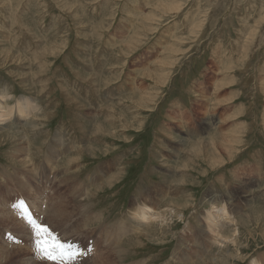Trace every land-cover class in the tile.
Masks as SVG:
<instances>
[{
	"label": "rangeland",
	"instance_id": "rangeland-1",
	"mask_svg": "<svg viewBox=\"0 0 264 264\" xmlns=\"http://www.w3.org/2000/svg\"><path fill=\"white\" fill-rule=\"evenodd\" d=\"M5 92L0 209L27 230L0 219L8 264H41L19 196L92 249L79 264L108 233L114 264H264V0H0Z\"/></svg>",
	"mask_w": 264,
	"mask_h": 264
},
{
	"label": "bare ground",
	"instance_id": "bare-ground-1",
	"mask_svg": "<svg viewBox=\"0 0 264 264\" xmlns=\"http://www.w3.org/2000/svg\"><path fill=\"white\" fill-rule=\"evenodd\" d=\"M71 8V7H70ZM185 8V7H184ZM73 10V8L71 9V11ZM175 11H177V9H175ZM179 11V10H178ZM178 13V12H177ZM176 13V14H177ZM201 26V25H200ZM202 27V26H201ZM198 29V28H197ZM196 29V30H197ZM202 29V28H201ZM198 31V30H197ZM203 31V30H202ZM204 32V31H203ZM202 33V32H201ZM251 37H253V36H251ZM254 38V37H253ZM252 38V39H253ZM142 40V39H141ZM138 47H140V46H138ZM138 47H136V48H138ZM10 57V55L8 54L5 58H9ZM11 98V97H10ZM8 99V94H6V92L4 93V95L3 96H1V98H0V113L3 115H1L0 116V118H3L1 121H0V123H1V125L0 126H5V125H8V124H11V123H8V122H10L11 121V119L10 118H8L9 116H11L12 114H13V110H14V107H12L11 106V104H10V102L12 101V98L11 99ZM10 101V102H9ZM32 104V102H27L26 101V104H23V105H21V107H20V112L19 113H21V111L23 110V112L22 113H24L25 114V116L24 117H26L27 119V122H28V124L27 125H29V124H31V123H33V122H35L36 121V118H37V116H38V108L36 109V112H35V110H33V112H31L30 110H32L33 109V104ZM23 106H25V107H23ZM36 106H34V108H35ZM40 110H41V107H40ZM39 110V111H40ZM8 127H10L6 132H11L14 136H15V134L13 133V132H15V131H17L18 130V132L20 131L19 130V128L18 127H20V125H18V127H14V126H9L8 125ZM177 154H178V152H177ZM176 154V155H177ZM16 157H19V155L18 154H16L15 155ZM55 158V157H54ZM54 158L52 159V161L54 160ZM60 159V158H59ZM52 161H50V162H52ZM22 162H24V160H22ZM59 162V161H58ZM57 162V163H58ZM54 163V162H53ZM53 165V164H52ZM54 166H55V164H54ZM9 175V174H8ZM65 178V177H64ZM55 181V180H54ZM50 188V187H49ZM47 189V188H46ZM52 189V188H51ZM147 195V194H146ZM19 199H21V197L19 196ZM226 199V198H225ZM48 202H51L52 203V200H50L49 198H47V200H46V203L45 204H47ZM62 204V203H61ZM59 205V204H58ZM64 205V204H63ZM66 205V204H65ZM64 205V206H65ZM134 205H136V204H134ZM54 205H49L48 206V212L46 213L47 214V217H48V221L51 223L52 221H53V218H55L56 220H59V221H64L65 219H67L68 221H70V220H73L74 218H75V214H74V212L73 213H71V211H70V209L68 210L67 208H68V205H66L65 207L64 206H58V207H56V206H54ZM223 206H225L224 204H221L219 207H223ZM216 207V206H215ZM149 209H151V208H149ZM212 210H214L216 213H217V217H218V220H217V222L219 221L220 222V227H221V230L222 229H224L225 228V224H228L227 223V220H228V218L227 217H220V215H219V209L216 207V208H213ZM143 211L144 210H141V209H139V212L138 213H136V214H140V213H143ZM14 218V217H13ZM12 216H10V215H8L7 213H5L3 210H1L0 209V219L2 220V221H4L5 223H8V225L9 224H13V222L14 221H12ZM69 218H70V220H69ZM14 220H15V223H17L18 225H19V229H18V232L17 233H27V230H26V226L24 227L19 221H17L15 218H14ZM100 220V218H98V217H96V221L98 222ZM117 225V224H116ZM230 225V224H229ZM53 227H55V226H53ZM57 228V227H56ZM227 229H228V226H227ZM20 231V232H19ZM101 232H105V228H103L102 229V231ZM15 233V232H14ZM112 233H108V236H105V237H107V243H106V246L105 247H103L104 249V251L103 252H101V253H99V255H98V257H100V256H103L102 258H100L102 261L99 263V264H114L115 263V260L117 261V257H118V259H119V261L120 262H124V260H125V256H127V252L128 251H131V250H127V245L125 246L124 244L126 243L125 242V239L126 238H124V240H122V242H121V244L120 245H115V243L116 242H118V239H120V237H121V234L120 233H118V234H113V235H111ZM110 236V237H109ZM118 236V237H117ZM116 237H117V239H116ZM6 238H9V237H6ZM219 238L221 239L222 238V235L221 236H219ZM127 239L129 240V238L127 237ZM8 241V240H7ZM17 241H19V240H17ZM30 241H31V238H30ZM10 242V241H9ZM14 242V241H13ZM130 242V241H129ZM18 243V242H17ZM23 241H22V243H20V244H22L23 245ZM10 244H12V243H10ZM117 244V243H116ZM218 244H220V241H218ZM26 244H24V246H25ZM31 245H32V243H31ZM28 247H30V245H28ZM110 247H112L113 249H111L110 251H109V249H110ZM8 248V247H7ZM15 249V248H14ZM2 249H1V247H0V264H8V262H9V260L12 258V256L14 255V254H16V253H14V252H10L9 250L7 251L6 249H4L3 248V250L1 251ZM22 250V249H21ZM16 251H17V249H16ZM22 252V251H21ZM33 252V251H32ZM111 253L110 254V256L108 255V253ZM93 253V252H92ZM19 254V253H18ZM97 255V254H96ZM112 256H114V260L111 258ZM32 262V261H31ZM97 262V261H96ZM23 263V262H22ZM21 263V264H22ZM25 263L26 264H29L28 262H26L25 261ZM24 264V263H23ZM33 264V263H32ZM35 264V263H34Z\"/></svg>",
	"mask_w": 264,
	"mask_h": 264
},
{
	"label": "snow or ice",
	"instance_id": "snow-or-ice-1",
	"mask_svg": "<svg viewBox=\"0 0 264 264\" xmlns=\"http://www.w3.org/2000/svg\"><path fill=\"white\" fill-rule=\"evenodd\" d=\"M12 207L30 229L34 258L41 264H79L81 258L92 251L85 246V252H82L75 242L62 240L48 225L34 216L24 199H19Z\"/></svg>",
	"mask_w": 264,
	"mask_h": 264
}]
</instances>
